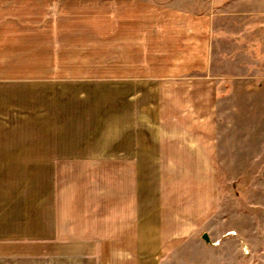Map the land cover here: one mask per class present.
I'll return each mask as SVG.
<instances>
[{"label":"crops","instance_id":"1","mask_svg":"<svg viewBox=\"0 0 264 264\" xmlns=\"http://www.w3.org/2000/svg\"><path fill=\"white\" fill-rule=\"evenodd\" d=\"M255 1L0 0V264H162L201 227L181 175L264 81Z\"/></svg>","mask_w":264,"mask_h":264},{"label":"rangeland","instance_id":"2","mask_svg":"<svg viewBox=\"0 0 264 264\" xmlns=\"http://www.w3.org/2000/svg\"><path fill=\"white\" fill-rule=\"evenodd\" d=\"M186 1L201 8L203 0ZM257 86L255 94L243 86L241 94L227 95L225 124L211 150L216 156L201 159V172L195 166L192 175H181L193 183L201 227L180 239L162 264H264V81ZM178 190L188 199L189 190Z\"/></svg>","mask_w":264,"mask_h":264}]
</instances>
